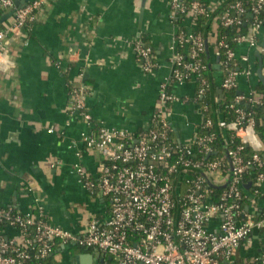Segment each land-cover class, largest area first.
Wrapping results in <instances>:
<instances>
[{
	"label": "crops",
	"instance_id": "1",
	"mask_svg": "<svg viewBox=\"0 0 264 264\" xmlns=\"http://www.w3.org/2000/svg\"><path fill=\"white\" fill-rule=\"evenodd\" d=\"M182 23L189 26L191 20L184 18ZM176 31L168 0H47L29 25L0 41V54L7 56L0 69V208L12 206L22 214L40 211L52 224L68 229L103 214L104 200L90 197L73 170L79 165L95 176L103 160L99 152L85 148L82 135L101 127L136 133L149 126L160 86L170 77V45ZM143 40L155 62L148 73L136 57V45H143ZM257 42L261 49L246 44L235 48V57L249 58V75L236 77L238 92L246 96L263 85L258 68L264 78V25ZM213 79L220 88L219 69L214 68ZM74 85L86 90L90 120L72 109ZM195 89L194 80L170 86L178 100L167 117L179 143L189 140L201 121ZM243 139L252 149L263 148L250 131ZM252 177L244 184L249 193L251 186L246 184ZM259 190L255 207L263 212L264 181ZM218 223H212L213 229ZM1 234L20 238L12 226H4ZM95 253L59 245L54 260L95 264V256L89 257ZM262 257L264 234L253 230L240 243L236 263Z\"/></svg>",
	"mask_w": 264,
	"mask_h": 264
},
{
	"label": "built area",
	"instance_id": "2",
	"mask_svg": "<svg viewBox=\"0 0 264 264\" xmlns=\"http://www.w3.org/2000/svg\"><path fill=\"white\" fill-rule=\"evenodd\" d=\"M14 1L0 0V12L13 7ZM223 1L203 4L193 0L185 6L182 0H168L172 19L181 13L185 14L182 21L184 18L191 20L208 9L214 10ZM250 1L247 8L241 1H236L221 15L223 26L242 24L245 14H250L253 21L248 32L232 39L233 47L222 39L212 48L213 58H219L221 52L225 56L224 63L218 61L219 70L222 65L227 70L220 88H237V75L250 73L248 56L235 57L237 45L261 49L257 35L264 25V0ZM46 3L47 0H29L17 9L12 24L0 29V41L8 33L30 24L34 12ZM178 28L170 45V77L160 86L149 126L136 133L101 127L82 135L85 148L99 152L103 160L95 176L79 165L73 170L90 197L104 200L103 214H94L74 229H68L52 224L40 211L11 216L6 208H0V223L7 221L20 232L18 240L0 236V264H25L30 258L28 246L31 240L23 232L26 226H34V238L39 244L34 254L37 259L48 256L52 246L58 243L100 253L104 258L102 264H237L235 257L240 243L254 228L264 234V211L258 212L255 207V198L260 195L259 184L264 181L263 158L259 153L262 148L253 149L249 158L240 154L244 145H248L243 139L245 133L255 134L254 118L240 108H234L236 116L229 122L218 115L216 126L223 134L231 132L238 138V143L231 148L225 144L226 152L208 161L205 157L214 152L209 145L214 133L211 131L212 119L203 118L207 106L200 107L201 121L189 140L179 143L172 137L167 115L178 98L169 87L188 80L196 82L198 77L197 96H201L207 87L206 80L200 76L205 68L201 55L205 50V39L199 33ZM210 41L208 36L207 43ZM0 57L2 69L7 56L3 53ZM136 57L145 73L155 67L149 46L137 44ZM245 97H250L253 103L262 98L253 93L251 96L238 95L234 100L239 102ZM70 100L73 110L79 111L83 119H91L83 86L72 87ZM230 107H234V103ZM200 129L209 133L201 135ZM250 169L255 173L249 193L244 188V176ZM214 188L224 189L214 196ZM216 220H219L217 230L212 224ZM244 264H264V257Z\"/></svg>",
	"mask_w": 264,
	"mask_h": 264
},
{
	"label": "trees",
	"instance_id": "3",
	"mask_svg": "<svg viewBox=\"0 0 264 264\" xmlns=\"http://www.w3.org/2000/svg\"><path fill=\"white\" fill-rule=\"evenodd\" d=\"M193 0H182V4L185 6H189V4ZM203 4H209L210 0H199ZM236 1H241L244 6L247 8L251 5L252 1L250 0H225L222 3H220L214 10L208 9L204 14H199L195 18L193 17L191 19V23L189 26H186L182 23V18L185 14H177L176 19H174V22L176 26H178L179 30L183 29L184 31L188 32H194V34H201V36L205 39L209 37L214 38L213 40L210 38V47L208 49L212 50L213 46H216V43L219 40H225L230 46H234V42L232 39L240 34H245L248 32V28L250 25V22L253 21L251 17L248 15H244L243 19L244 21L240 25H232V26H223L221 24V15L223 12L228 8V6ZM37 11L34 12V17ZM3 15V12H0V17ZM14 20V16L9 17L5 21H3L0 24V29L6 28L9 25L12 24ZM216 21V23H213ZM29 25V24H28ZM144 44L143 46H148L146 42L143 40ZM215 42V43H213ZM184 51V50H183ZM221 51V50H220ZM203 58V63L205 64V68L201 70L200 76L201 78L205 79L207 82V87L205 92L201 96H197L196 89L199 87L200 78L195 82V93H194V100L200 105L202 108L203 106H207L206 111L203 112V118H211L213 121V127L211 131L214 133V139L209 143V145L213 148L214 152L210 154V156L205 157L206 160H212L221 157L226 152V146L227 148H231L235 146L236 143H238V138H235L232 136V133L229 131H226L225 134L216 126L215 122L217 120L218 115H221L222 119L226 122L234 120L236 113L234 108H240L245 113H249L254 118V132L257 138L263 143V148L259 150V153L261 154L262 158L264 157V86L260 83L259 86L255 89L254 94L260 95L262 98L257 103L251 102L250 97H245L243 100L239 102H235V97L238 95H241L238 93L237 88H231V89H224V88H218L217 85L214 83L213 79V59H212V53L204 50L201 54ZM186 56V55H185ZM185 59H188L187 57ZM225 56L221 52L219 61H221V64L224 63ZM230 66V64H229ZM221 79L226 76L227 70L224 69L223 65L221 66ZM222 90V96L220 97L217 93V90ZM170 90V87H169ZM234 103V107H230V105ZM199 133L201 135L208 134L209 131L206 129H200ZM227 142V143H226ZM254 152V150L248 146L244 145V148L240 151V154L243 158H249L251 154ZM255 173L254 169L248 170V172L245 174L244 180L247 181V179H251V175ZM224 189V188H223ZM222 188H214V196H217L219 193L223 191ZM6 210L10 213L11 216L20 215L16 210V208L10 206L6 207ZM4 226H9L7 221H2L0 223V236H3L1 234V230ZM24 235L28 237L31 240L30 246H28V252L30 254V258L25 261V264H37L38 262H41L42 264H56L54 260V253L57 251L59 245L58 243H55L52 246V252L46 256L44 259H37L34 254L38 251L39 244L35 240L34 236V226H26L23 230ZM237 260V259H236Z\"/></svg>",
	"mask_w": 264,
	"mask_h": 264
},
{
	"label": "water",
	"instance_id": "4",
	"mask_svg": "<svg viewBox=\"0 0 264 264\" xmlns=\"http://www.w3.org/2000/svg\"><path fill=\"white\" fill-rule=\"evenodd\" d=\"M29 0H15L14 1V6L11 7V8H8L6 9L4 12H3V15L0 17V24L5 21L6 19H8L9 17L13 16L15 11L17 9H20L22 8ZM249 16H251L249 14ZM205 51L206 53L209 52V49H208V43H207V39H206V36H205ZM218 61H219V58L217 57L216 60H215V64L213 65V68H216L217 70L219 69V64H218ZM258 77L261 79V81L263 82V85H264V78L262 77L261 75V66H259L258 68ZM217 93L219 94V96L221 97L222 96V90L221 89H218L217 90ZM240 94V92H238ZM251 185V182H248V184H246V187L249 188V186ZM254 231L255 230H258L257 228H254L253 229ZM97 259V262L99 263H103V257L101 256L100 253H95L93 255L89 254V257L92 259V257H94ZM90 259V260H91ZM76 263L78 264L77 260H76Z\"/></svg>",
	"mask_w": 264,
	"mask_h": 264
},
{
	"label": "flooded vegetation",
	"instance_id": "5",
	"mask_svg": "<svg viewBox=\"0 0 264 264\" xmlns=\"http://www.w3.org/2000/svg\"><path fill=\"white\" fill-rule=\"evenodd\" d=\"M95 264H101V263H99V262H96Z\"/></svg>",
	"mask_w": 264,
	"mask_h": 264
}]
</instances>
